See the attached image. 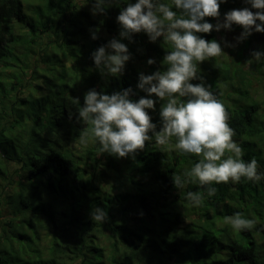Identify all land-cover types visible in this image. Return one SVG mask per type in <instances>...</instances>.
<instances>
[{"label": "trees", "instance_id": "trees-1", "mask_svg": "<svg viewBox=\"0 0 264 264\" xmlns=\"http://www.w3.org/2000/svg\"><path fill=\"white\" fill-rule=\"evenodd\" d=\"M128 2L136 0H119L93 15L94 0H0V74L18 80L17 87L21 82L18 89L0 85V264H264V179L213 185L216 195L205 193L203 205L192 206L187 193L205 189L198 182L176 189L172 176H183L199 157L154 140L134 160L101 153L95 141L80 143L87 126L77 122L72 98L82 107L90 89L110 95L128 88L133 100L147 98L137 88L139 74L164 70L172 50L162 38L152 43L136 34L132 42L121 41L131 54L124 74H101L91 53L119 39L116 18ZM246 6L227 0L221 20ZM197 35L218 42L223 31ZM250 43L248 37L198 67L228 111L242 158H255L264 173V97L254 85L264 88V74L245 66ZM161 103L146 110L157 130ZM23 125L18 137L14 128ZM95 207L107 212L106 222H93ZM236 213L255 226L235 231L224 218Z\"/></svg>", "mask_w": 264, "mask_h": 264}, {"label": "clouds", "instance_id": "clouds-1", "mask_svg": "<svg viewBox=\"0 0 264 264\" xmlns=\"http://www.w3.org/2000/svg\"><path fill=\"white\" fill-rule=\"evenodd\" d=\"M227 0H171V4L162 0H136L128 2L119 15V39L113 38L106 45L91 53L97 69L104 76L119 77L124 74L125 65L131 59L128 47L122 40L133 41L136 34L144 33L150 42L162 38L170 43L172 50L163 58L164 70L151 75L139 74L137 88L147 94L133 100L132 88L104 94L90 89L84 95L83 106L79 98H72L77 106L78 123L83 127L79 141L87 146L90 141L98 142L99 151L117 158L135 159L144 151L146 143L153 141L160 146L172 147L181 154L199 157L190 170L181 175L172 176L176 189L185 184L198 182L204 192H188L186 200L192 206H202L207 197L216 195L218 189L213 185L239 183L241 179L259 182L264 173H258L255 158L245 161L242 147L233 137L235 131L229 126V114L224 104L210 90L199 74L198 65L211 58L226 55L221 43L208 41L199 33L208 34L222 29L231 31L233 25L243 29L236 38L237 44L250 37L253 32L264 33V0H244L246 7L233 9L224 14L221 20L220 6ZM111 3L119 0H94L92 14H103ZM173 8L175 11H173ZM253 9L255 11H253ZM213 18L216 24L207 22ZM259 22V23H258ZM91 31V30H90ZM93 40L97 39L95 32ZM225 47H235L224 43ZM253 60L260 61L264 52L253 51ZM148 65L155 64L149 59ZM198 80L197 84L190 81ZM155 96L158 100H153ZM160 107V125L152 123L148 111ZM72 113H69V119ZM175 139V143L172 141ZM93 222L104 223L107 212L95 207L90 213ZM224 222L239 232L251 230L255 220L246 219L241 213L225 217Z\"/></svg>", "mask_w": 264, "mask_h": 264}, {"label": "rangeland", "instance_id": "rangeland-1", "mask_svg": "<svg viewBox=\"0 0 264 264\" xmlns=\"http://www.w3.org/2000/svg\"><path fill=\"white\" fill-rule=\"evenodd\" d=\"M27 1H28V3L31 2V0H25V2H27ZM79 1H81V0H79ZM25 5H26V3H25ZM222 31H223V35H221V36L219 35L218 36V42L221 43L222 50L224 51L225 49L226 50L227 49L230 50V49H233V48L234 49L238 48V46L240 45L241 42L237 44L236 38L240 36L241 30L240 29H233L232 28L231 31H226V30H223V29H222ZM250 40H251V43H250V46L247 49V52L250 54L249 55L250 56V59H253V57L251 56V53L253 51L263 52L262 51V44L264 43V33H255V32H253V34L250 36ZM225 42H227L228 44H233V45H235V47H225L224 46V43ZM22 45L23 44H20L19 47L17 46V48L18 49L21 48V47L23 48ZM262 60L261 61H258V62L255 61V60H253L251 67L249 66V71H251V73L253 72L255 74H262V73L264 74V58ZM25 78L27 79L26 76H25ZM25 78H23V79H25ZM24 81L22 83L23 86H27V89L29 87H31L30 85L29 86L26 85V81L25 82ZM17 82H18V80H15V78L8 79L6 81L5 76L0 74V85L3 86L4 89H6V87H9L10 84L11 85L14 84L16 86ZM20 84H21V82H19L18 87H19ZM254 85L257 88V91L259 92V94L261 95V97H264V88H262L261 86H259V84H257V83H254ZM18 87H17V89H18ZM14 94H16V93L14 92ZM24 126L25 125H23L21 127H15L14 128L15 129V132L14 133L17 134L18 137L21 136L22 131L25 130L24 129ZM8 167H9V165H8ZM0 182H1V180H0ZM11 242H12L13 245H15V240L12 239ZM5 244H7L8 247H7V251L4 248V253H5V255L10 256L12 254L11 244H10V242H6Z\"/></svg>", "mask_w": 264, "mask_h": 264}]
</instances>
